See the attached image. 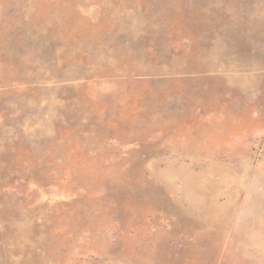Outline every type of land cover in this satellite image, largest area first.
<instances>
[{"label": "rangeland", "instance_id": "374dc122", "mask_svg": "<svg viewBox=\"0 0 264 264\" xmlns=\"http://www.w3.org/2000/svg\"><path fill=\"white\" fill-rule=\"evenodd\" d=\"M0 264H264V0H0Z\"/></svg>", "mask_w": 264, "mask_h": 264}]
</instances>
